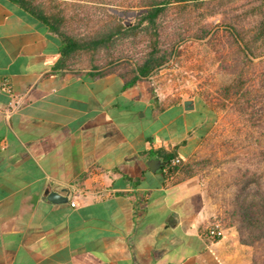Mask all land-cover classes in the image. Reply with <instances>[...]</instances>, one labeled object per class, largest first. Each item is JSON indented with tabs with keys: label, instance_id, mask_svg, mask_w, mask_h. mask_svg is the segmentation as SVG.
<instances>
[{
	"label": "crops",
	"instance_id": "crops-1",
	"mask_svg": "<svg viewBox=\"0 0 264 264\" xmlns=\"http://www.w3.org/2000/svg\"><path fill=\"white\" fill-rule=\"evenodd\" d=\"M60 52L0 0V264H243L232 234L206 236L214 210L197 182L176 181L164 160H188L213 110L194 97L166 103L151 78L57 69Z\"/></svg>",
	"mask_w": 264,
	"mask_h": 264
},
{
	"label": "rangeland",
	"instance_id": "rangeland-1",
	"mask_svg": "<svg viewBox=\"0 0 264 264\" xmlns=\"http://www.w3.org/2000/svg\"><path fill=\"white\" fill-rule=\"evenodd\" d=\"M59 2L65 4L69 16L80 12V9H75L73 4H85L83 0H59ZM258 2L259 0H222L221 4L208 5L217 9L211 17L200 20L196 18L197 14H193L192 21H199V24H194L189 35L193 37L194 34L201 32V29L206 30L208 34L202 40L185 38L183 41H173L172 46H169V41L174 37L172 34L174 27L166 26L162 29L165 46L159 47L171 51V56L149 77L154 83L157 95L166 103L194 97L213 110L215 118L206 135L199 141L188 160L181 162L174 171L177 177H186L184 180L194 179L197 182L206 201L214 210L207 226H218L221 236L233 235L240 249V255L244 258L243 264H251L254 250L241 242L244 233L240 230L242 219L238 216V205L245 193L255 188V184L249 182L251 178H254L259 186V192L264 191V160L261 158L264 152L262 139L264 128L252 127L247 120L249 118L247 114L256 111L262 105L260 102L249 103L233 95L232 91L231 96L226 92V88L235 79V65L238 58L235 56L236 45L225 28L231 18L247 15V11ZM84 6L89 7L94 19L102 20L106 24L114 22L108 14H104L105 11L97 10L91 4ZM107 10L111 11V14H116L113 15L124 25L135 24L139 13L135 8H107ZM198 13H205V10ZM244 18V26L248 28L246 19L249 20L250 25L254 20L249 16ZM66 25L67 30L70 31L71 28L81 27L80 24L72 21H67ZM72 31L84 32L82 28ZM117 45L111 52L121 54V51H131L122 55L125 59L128 58L125 54L130 55L131 58L128 59L133 61L140 59L145 43L135 40L133 44L135 47L124 44L126 50H121L122 42H118ZM259 52L264 54V49L258 50ZM106 53L100 52L98 61L103 62ZM261 61H264V57L255 59L253 65L245 64L243 67V64H240L239 67L247 75L253 70V66L257 68ZM128 63L121 59L118 65L131 64ZM81 66L76 68L80 69ZM246 70L248 72H245ZM253 103L256 104L255 108L248 109L247 107ZM261 119L264 120V116H261ZM256 141L258 144H255ZM253 154H255L254 158ZM249 159H252L251 162H247ZM221 236L216 239H220Z\"/></svg>",
	"mask_w": 264,
	"mask_h": 264
},
{
	"label": "trees",
	"instance_id": "trees-1",
	"mask_svg": "<svg viewBox=\"0 0 264 264\" xmlns=\"http://www.w3.org/2000/svg\"><path fill=\"white\" fill-rule=\"evenodd\" d=\"M10 1L43 24L59 39L61 52L57 69L89 70L93 77L119 70L121 76L129 80V83L148 79L171 56V51L162 48L165 46L162 29L166 26L174 27L172 31L174 37L169 41V46H172L171 42L183 41L185 38L202 40L208 34L206 30L201 29V32L194 34L193 37L189 35L193 26L199 24V21H192V15L197 14L196 18L200 20L211 17L217 9L208 5L222 3V0H83L86 5L91 4L97 10L105 11L104 14H108L109 18L114 20L106 24L102 20L94 19L93 13L89 11V7L84 6L85 4H73L75 9H80V12L69 16L65 4L59 0ZM107 8L138 9L137 21L133 25H124L114 16L116 14H111ZM201 10H205V13H198ZM245 16L254 20L250 25L249 20L246 19L248 28L244 26ZM67 21L80 24L81 27L67 30ZM80 28L84 32L72 31H78ZM225 29L236 45L235 56L238 58L235 65V79L226 88V92L231 96L232 91L233 95L249 103L260 102L262 105L256 111L252 110L253 113L247 114L249 116L247 120L252 127L264 128V120L261 119V116H264V61H261L257 68L253 66V70L247 75L239 67L240 64H243V67L245 64L253 65L255 59L264 57L263 51L258 53V50L264 49V0H259L258 4L247 11V15L231 18L226 23ZM135 40L145 43L139 60L130 61L128 58L131 56L127 54L125 56L128 58L123 57L122 54L131 51H121V54L111 52L118 46V42H122L121 50H126L124 44L135 47L133 45ZM160 45L162 47H159ZM102 51L107 52L103 62L98 61V54ZM121 59L131 64L118 65ZM80 65H82L80 69H77L76 67ZM255 103L247 108L254 109ZM262 139L264 140V136ZM255 144H258V141ZM254 156L255 154L252 157ZM174 157L173 154H166L164 160L169 163ZM261 158L264 160V152ZM185 178L177 177L176 181H183ZM249 182L255 184V188L245 193L238 205V216L242 219L240 230L244 233L241 242L254 250L251 264H264V191L259 192V186L254 178ZM217 240L212 239V241Z\"/></svg>",
	"mask_w": 264,
	"mask_h": 264
},
{
	"label": "built area",
	"instance_id": "built-area-1",
	"mask_svg": "<svg viewBox=\"0 0 264 264\" xmlns=\"http://www.w3.org/2000/svg\"><path fill=\"white\" fill-rule=\"evenodd\" d=\"M1 88H2V91L8 97L7 108L9 110V112L16 111L17 109H19L20 97L17 96L13 92L9 83L5 81L2 84ZM180 163H181V161L179 159H173L169 163H167V169H173V168L177 167ZM70 206L73 208L76 207V202L74 199L71 200ZM205 232H206V236L210 239L219 238L222 234L221 231L218 229V226H209V227L207 226Z\"/></svg>",
	"mask_w": 264,
	"mask_h": 264
},
{
	"label": "water",
	"instance_id": "water-1",
	"mask_svg": "<svg viewBox=\"0 0 264 264\" xmlns=\"http://www.w3.org/2000/svg\"><path fill=\"white\" fill-rule=\"evenodd\" d=\"M187 105H191L190 100H187L184 102V107ZM147 165L152 171H156L158 167L161 165V162L159 160L151 159L150 161H148ZM60 198H63V197H61V194L56 193V192H53L49 195V200H51L52 202H55V200L56 201L58 200L57 202H61ZM65 201H66V198H64L62 202H65Z\"/></svg>",
	"mask_w": 264,
	"mask_h": 264
}]
</instances>
